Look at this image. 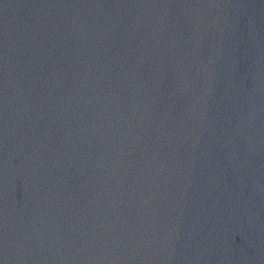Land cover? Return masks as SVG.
I'll return each mask as SVG.
<instances>
[{
  "label": "water",
  "instance_id": "obj_1",
  "mask_svg": "<svg viewBox=\"0 0 264 264\" xmlns=\"http://www.w3.org/2000/svg\"><path fill=\"white\" fill-rule=\"evenodd\" d=\"M0 264H264V0H0Z\"/></svg>",
  "mask_w": 264,
  "mask_h": 264
}]
</instances>
